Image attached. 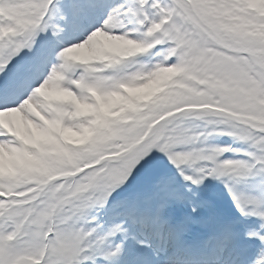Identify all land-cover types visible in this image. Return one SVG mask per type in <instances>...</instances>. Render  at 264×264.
Segmentation results:
<instances>
[{
  "label": "snow or ice",
  "instance_id": "1",
  "mask_svg": "<svg viewBox=\"0 0 264 264\" xmlns=\"http://www.w3.org/2000/svg\"><path fill=\"white\" fill-rule=\"evenodd\" d=\"M0 264H264V0H0Z\"/></svg>",
  "mask_w": 264,
  "mask_h": 264
},
{
  "label": "rangeland",
  "instance_id": "2",
  "mask_svg": "<svg viewBox=\"0 0 264 264\" xmlns=\"http://www.w3.org/2000/svg\"><path fill=\"white\" fill-rule=\"evenodd\" d=\"M226 139V138H225ZM230 142V141H229Z\"/></svg>",
  "mask_w": 264,
  "mask_h": 264
},
{
  "label": "bare ground",
  "instance_id": "3",
  "mask_svg": "<svg viewBox=\"0 0 264 264\" xmlns=\"http://www.w3.org/2000/svg\"><path fill=\"white\" fill-rule=\"evenodd\" d=\"M227 139V138H226Z\"/></svg>",
  "mask_w": 264,
  "mask_h": 264
}]
</instances>
